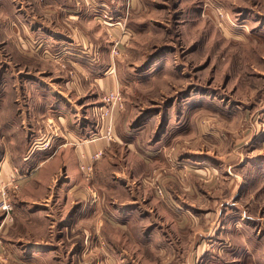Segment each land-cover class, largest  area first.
<instances>
[{"label": "rangeland", "instance_id": "rangeland-1", "mask_svg": "<svg viewBox=\"0 0 264 264\" xmlns=\"http://www.w3.org/2000/svg\"><path fill=\"white\" fill-rule=\"evenodd\" d=\"M74 3L98 14L95 18L104 26V38L99 39L109 45L123 80L119 111H128L125 131L130 134L126 136L156 145L153 152L161 166L143 183L161 205H167L162 184L167 179L186 190V200L195 196L202 217L207 208L213 209L210 221H202L197 264H264V0H122L117 4L116 0H0V94L9 84L6 75L16 73L25 61H18L9 46L25 41L50 47L53 8L63 11L62 4ZM119 9L126 16L125 24L112 15ZM57 19L62 26L68 22L64 16ZM128 22L134 32L126 31ZM115 26L123 33L115 34ZM121 45L126 51L122 49L119 58ZM14 84L6 93L19 96L22 108L27 103L23 85L28 84ZM1 100L0 105L5 103ZM108 142L117 143L113 124ZM5 146L7 142L0 141V147ZM102 154L93 162V175ZM17 181L18 188L11 184L13 189L7 193L12 210L0 225V242L12 249L20 237L22 251L32 244L29 250L36 256L22 264H105L98 251L104 250L106 242L88 237L72 242L82 226L71 232L58 224L66 218L65 210L58 212L59 203L55 207L53 202L42 203L36 211L30 207L16 215L12 195L19 190ZM194 185L199 188L194 190ZM85 186L92 197L101 194L95 177ZM103 205L109 211L108 201ZM89 219L93 223L96 213ZM82 228L86 235L98 233L90 225ZM82 249L91 257L81 256L78 250ZM15 261L0 258V264H19Z\"/></svg>", "mask_w": 264, "mask_h": 264}, {"label": "crops", "instance_id": "crops-1", "mask_svg": "<svg viewBox=\"0 0 264 264\" xmlns=\"http://www.w3.org/2000/svg\"><path fill=\"white\" fill-rule=\"evenodd\" d=\"M64 1L53 0L54 3ZM120 1L116 0V4ZM61 6L63 11L53 8L50 47L25 41L9 46L14 49L18 61L27 62L24 61L10 77L6 75L5 81L9 84L0 94V100L5 101L0 105V120H5L0 127V141L7 142L5 148L0 147V189L5 187L9 193L10 180H19V190L12 195L16 215L27 212L30 207L36 211L42 203L53 202V207L57 203L62 205L58 206V212H66V218L58 224L67 231L74 232L76 227L90 225L97 234L86 235L81 227L72 242H81L87 237L94 241L103 239L106 247L98 254L105 264H197L201 256L197 241L202 236L199 233L202 221H210L213 209L207 208L202 217L203 211L198 210L195 196L186 200L183 197L186 190L175 188L167 179H162L167 205L159 204L150 187L143 183L154 168L161 166L157 153L153 152L156 145L146 143L149 140L143 141L139 136H126L130 134L125 131L128 111L115 110L111 115L117 143L112 145L113 142L93 136L105 128L104 124L95 126V112L102 107L103 96L112 89L120 91L123 80L118 62L112 60L115 57L110 55V47L103 41L104 26L96 20L98 14L76 3ZM112 15L116 22L125 24L127 21L121 9ZM58 16H64L68 22L71 20L70 28H67L68 22L62 26ZM129 26L128 22L126 31L132 30ZM112 29L115 34L123 33L119 26ZM119 49L120 58L126 47L121 45ZM44 64L52 68L43 67ZM23 82L28 84L23 85L22 92L27 103L19 108L16 99L19 96L6 91L14 88V83ZM97 151L103 154L94 164L92 178L95 177L102 191L94 198L86 189L78 165L80 161L88 163L90 155ZM198 188L194 185V190ZM104 201H108L109 211L105 210ZM99 203L101 207L97 206ZM93 212L96 219L91 223L89 217ZM6 219L0 218L1 226ZM129 228L132 229L128 233ZM19 240L17 237V247L12 249L7 242H0V258L4 255L9 261L17 260L15 262L22 264L26 258L36 256L31 251L32 244L27 243L28 248L22 251ZM78 251L81 256L91 257L83 249ZM197 254L199 257L195 259Z\"/></svg>", "mask_w": 264, "mask_h": 264}, {"label": "built area", "instance_id": "built-area-1", "mask_svg": "<svg viewBox=\"0 0 264 264\" xmlns=\"http://www.w3.org/2000/svg\"><path fill=\"white\" fill-rule=\"evenodd\" d=\"M113 53H116V51L113 50ZM121 106H122V98L118 89H112L103 96L102 107H100L99 110L95 112V121H96L95 126L97 127L98 124L101 126L106 119H108L107 120L108 122L104 128L105 131L94 133L93 134L94 137L103 138V139L105 138L108 141L112 140V122L110 118L115 110L119 111L121 109ZM90 140H93V138ZM101 154H102L101 151H97L90 155L88 163H84L81 161L79 162L78 165L79 171L82 173V177L86 183L91 182V178L93 175L92 174L93 162L97 160ZM10 184H13L15 189L17 188V185L15 184V178L10 180ZM159 192L161 194V191ZM11 210H12V206L8 199L7 190L5 189V187H2L0 189V212L4 214L5 217H7L11 212Z\"/></svg>", "mask_w": 264, "mask_h": 264}]
</instances>
